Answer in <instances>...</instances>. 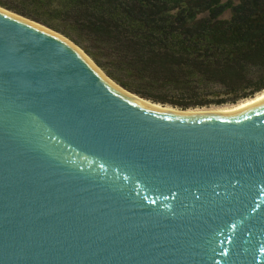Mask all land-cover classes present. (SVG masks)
Returning <instances> with one entry per match:
<instances>
[{"label":"water","instance_id":"1","mask_svg":"<svg viewBox=\"0 0 264 264\" xmlns=\"http://www.w3.org/2000/svg\"><path fill=\"white\" fill-rule=\"evenodd\" d=\"M130 94L0 6V264H264V91L203 110Z\"/></svg>","mask_w":264,"mask_h":264},{"label":"trees","instance_id":"2","mask_svg":"<svg viewBox=\"0 0 264 264\" xmlns=\"http://www.w3.org/2000/svg\"><path fill=\"white\" fill-rule=\"evenodd\" d=\"M81 46L132 93L181 110L264 91V0H0Z\"/></svg>","mask_w":264,"mask_h":264},{"label":"bare ground","instance_id":"3","mask_svg":"<svg viewBox=\"0 0 264 264\" xmlns=\"http://www.w3.org/2000/svg\"><path fill=\"white\" fill-rule=\"evenodd\" d=\"M113 83V82H112ZM120 88V87H119ZM121 89V88H120ZM122 90V89H121ZM133 98H135L136 100H138V101H142V102H149V103H154V102H152V101H149V100H146V99H142V98H140L139 96H137V95H133V94H130ZM157 104V103H156Z\"/></svg>","mask_w":264,"mask_h":264},{"label":"rangeland","instance_id":"4","mask_svg":"<svg viewBox=\"0 0 264 264\" xmlns=\"http://www.w3.org/2000/svg\"><path fill=\"white\" fill-rule=\"evenodd\" d=\"M42 24V23H41ZM212 107H216V106H212ZM207 108H211V107H205V108H196V110H203V109H207Z\"/></svg>","mask_w":264,"mask_h":264}]
</instances>
